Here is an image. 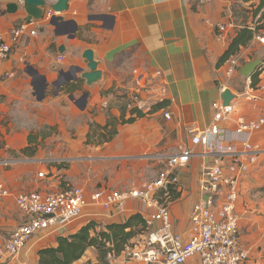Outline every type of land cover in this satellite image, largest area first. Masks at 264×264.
<instances>
[{"label": "crops", "instance_id": "0c3cea01", "mask_svg": "<svg viewBox=\"0 0 264 264\" xmlns=\"http://www.w3.org/2000/svg\"><path fill=\"white\" fill-rule=\"evenodd\" d=\"M260 4L261 0H71L66 11L52 10L48 18L47 5L43 19L28 22L37 33L25 34L7 57L0 56V183L8 191H0L1 241L26 222L16 203L23 192L80 186L87 193L102 187L126 193L154 180L171 155L190 148L194 152L179 171V184L156 192L152 207L135 197L120 210L87 207L65 226L35 234L10 264H38L41 249L56 246L58 236L76 233L90 221L98 224L97 230H106L163 205L170 209L173 230L184 239L192 236V209L204 198L200 181L208 161L203 144L193 146L186 129H204L214 121V104L222 99L220 85L229 65L223 56L242 28L255 29L260 23ZM26 17L22 8L10 13L1 6L0 33L10 40L11 29ZM219 24L227 29L220 30ZM261 31L235 54L241 60L228 81L235 95L229 134L239 116H264ZM86 49L94 51L103 71V79L92 86L81 77V70H89L83 57ZM255 59L262 60L257 69L261 74L257 87H252L254 73L246 77L240 71ZM134 97L136 105L128 107ZM134 108L144 115L123 122L133 116ZM250 138L262 152L241 181V242L249 252L244 264H264V128ZM144 223V232L120 253L104 254L92 246L72 264H147L128 255L146 239L150 229ZM185 264L200 262L193 257Z\"/></svg>", "mask_w": 264, "mask_h": 264}, {"label": "built area", "instance_id": "2783aa9c", "mask_svg": "<svg viewBox=\"0 0 264 264\" xmlns=\"http://www.w3.org/2000/svg\"><path fill=\"white\" fill-rule=\"evenodd\" d=\"M19 2L22 4L23 0ZM46 16H52L51 8ZM219 29L225 31L227 25L219 24ZM36 33V28L26 22L11 29L10 40L0 33V56L7 57L13 51L14 43L25 34ZM258 39L264 43V36H258ZM240 60L239 54L227 60V79L220 85L222 92L228 89V81L237 72ZM133 99L128 107L136 105L138 98ZM214 106L215 116L210 126L204 129L190 126L186 129L193 146L203 144V155L208 161L203 167L200 181L205 195L192 209V236L184 239L173 230L171 212L167 206H160L150 213L144 211L143 218L150 230L146 239L129 251V257L147 264H185L193 257H198L200 264H243L248 259L249 252L241 242L238 201L241 181L262 152L261 146L253 143L250 137L264 128V116H239L235 130L229 134L232 103L225 105L221 99ZM165 117L170 119V113L166 112ZM223 135L230 140V144L226 145ZM193 152V148H190L171 155L166 167L154 180L126 193L103 187L87 193L83 187L74 186L58 192L29 191L19 194L16 203L26 222L17 226L7 239L0 240V264H10L19 257L35 234L52 226H65L80 217L87 207L98 206L106 211L115 207L120 210L131 197L147 201L152 207L156 192L162 189L167 191L170 185L179 184V171L187 166ZM0 191L8 194L3 183H0Z\"/></svg>", "mask_w": 264, "mask_h": 264}, {"label": "trees", "instance_id": "16d2710c", "mask_svg": "<svg viewBox=\"0 0 264 264\" xmlns=\"http://www.w3.org/2000/svg\"><path fill=\"white\" fill-rule=\"evenodd\" d=\"M263 7L264 0H261L259 11ZM259 22L255 29H250L249 27L241 29L225 52L223 60L227 61L231 56L235 55L241 46L247 45L261 30V32H264V13ZM260 74L261 70H257L252 75V87H257V84L260 82ZM131 114L133 116L129 119L123 118V122H132L137 117L143 116L144 112L138 108H134L131 110ZM114 132L112 130L109 133L112 136ZM144 222L141 213L134 214L124 223L110 224L106 230H97L98 224L95 221H90L76 233L58 236L56 246L41 249L39 251L38 264H72L80 259L85 251L92 246H95L104 254H107L109 251H115L118 254L131 243L133 238L144 232V228H146Z\"/></svg>", "mask_w": 264, "mask_h": 264}, {"label": "water", "instance_id": "95a60500", "mask_svg": "<svg viewBox=\"0 0 264 264\" xmlns=\"http://www.w3.org/2000/svg\"><path fill=\"white\" fill-rule=\"evenodd\" d=\"M71 0H57L54 3H48V0H23V3L19 2H8L4 5L10 13H16L19 9H24L27 13L25 21L31 22L32 20L42 19L44 16V9L47 5L51 7L54 12H63L67 10L68 3ZM2 5V0H0V6ZM60 17H55L58 20ZM85 62L87 63L88 71H82L81 77L86 80V83L90 86L101 81L103 79V71L99 68L100 61L95 58V53L92 49H86L83 55ZM262 60L255 59L246 63L240 73L243 76L250 77L253 73L257 71L260 67ZM222 100L225 105H229L231 101L235 98V95L230 89H226L221 94Z\"/></svg>", "mask_w": 264, "mask_h": 264}, {"label": "rangeland", "instance_id": "374dc122", "mask_svg": "<svg viewBox=\"0 0 264 264\" xmlns=\"http://www.w3.org/2000/svg\"><path fill=\"white\" fill-rule=\"evenodd\" d=\"M5 1H6V0H2V5H1V6H3V5L5 4ZM1 6H0V8H1ZM46 177H48V176H46ZM46 177H44V178H46ZM261 190H262V191H261V192H262V195H264V186L261 187ZM4 233H7V232H4ZM245 262H246V261H245ZM245 262H244V263H245ZM244 263H243V264H244Z\"/></svg>", "mask_w": 264, "mask_h": 264}, {"label": "clouds", "instance_id": "9594fccd", "mask_svg": "<svg viewBox=\"0 0 264 264\" xmlns=\"http://www.w3.org/2000/svg\"><path fill=\"white\" fill-rule=\"evenodd\" d=\"M18 2H19V0H18ZM19 3H20V2H19ZM20 4H21V3H20ZM43 18H44V17H43ZM43 18H42V19H43Z\"/></svg>", "mask_w": 264, "mask_h": 264}]
</instances>
